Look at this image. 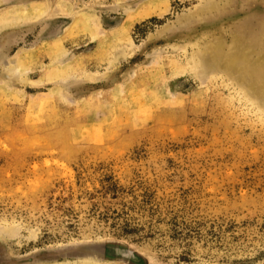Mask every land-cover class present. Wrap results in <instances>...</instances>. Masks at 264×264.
Segmentation results:
<instances>
[{"label": "rangeland", "instance_id": "obj_1", "mask_svg": "<svg viewBox=\"0 0 264 264\" xmlns=\"http://www.w3.org/2000/svg\"><path fill=\"white\" fill-rule=\"evenodd\" d=\"M107 241L264 264V0H0V264Z\"/></svg>", "mask_w": 264, "mask_h": 264}, {"label": "water", "instance_id": "obj_2", "mask_svg": "<svg viewBox=\"0 0 264 264\" xmlns=\"http://www.w3.org/2000/svg\"><path fill=\"white\" fill-rule=\"evenodd\" d=\"M93 247H96V251L92 250ZM109 248H113V257L112 258L109 255ZM124 248V249H121ZM114 250L118 251V252H114ZM130 252V256L128 255H124L121 252ZM60 256L57 255H52L53 258L52 260H58L59 258H63V257H74L76 259H93V260H104V261H122L124 263H138L141 260V257L138 256L135 251L130 248V247H124L122 244L120 243H116V242H112V241H107V242H96V243H88V244H80L77 246H73L70 248H67L65 250H62L60 252ZM50 257H42L39 258L40 262L41 261H46L49 260ZM38 260L37 259H33L31 260V262H26V264H30V263H35L34 261Z\"/></svg>", "mask_w": 264, "mask_h": 264}, {"label": "bare ground", "instance_id": "obj_3", "mask_svg": "<svg viewBox=\"0 0 264 264\" xmlns=\"http://www.w3.org/2000/svg\"><path fill=\"white\" fill-rule=\"evenodd\" d=\"M95 248H96V247H93L92 250H93V251H94V250L96 251ZM114 252H118V251H117V250H116V251L114 250ZM121 253L124 254V255H128V256H130V254H131L130 252H125V251H123V252H121ZM94 261H95V260H94ZM80 264H97V263H96V262H94V263L82 262V263H80Z\"/></svg>", "mask_w": 264, "mask_h": 264}]
</instances>
